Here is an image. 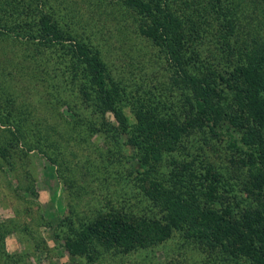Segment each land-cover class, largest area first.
<instances>
[{
  "label": "trees",
  "instance_id": "1",
  "mask_svg": "<svg viewBox=\"0 0 264 264\" xmlns=\"http://www.w3.org/2000/svg\"><path fill=\"white\" fill-rule=\"evenodd\" d=\"M52 3L0 0V15L10 16L15 22L10 30L32 49L28 77L44 84V96L61 99L57 76L66 74L65 83L89 111L88 117L75 111V125H89L91 134L108 140L120 136L131 149L137 168L128 178H134L140 202L133 204L132 194L118 191L126 203L122 211L113 207L82 228L69 220L65 248L76 259L91 260L94 243L128 254L179 234L203 263L264 264V35L253 33L251 49L244 51L237 41L243 30L253 32L255 20L242 23L235 0H124L140 17L141 35L164 52L177 74L173 86L189 114L174 116L158 114L149 98L129 90L106 61V51L77 24L74 11L64 14L63 5ZM211 34L215 39L206 45ZM5 85H0V123L13 139L0 141V157L13 167L12 151L21 150V143L36 150L25 128L36 117L29 101L13 113L15 94ZM193 131L210 135L213 154L206 150L211 145H191ZM47 143L37 146L56 165L63 149L56 141ZM224 157L228 167L221 165Z\"/></svg>",
  "mask_w": 264,
  "mask_h": 264
},
{
  "label": "rangeland",
  "instance_id": "2",
  "mask_svg": "<svg viewBox=\"0 0 264 264\" xmlns=\"http://www.w3.org/2000/svg\"><path fill=\"white\" fill-rule=\"evenodd\" d=\"M57 1L63 5L64 14L68 9L74 11L77 24L106 51V61L129 90L140 94V98H149L158 114H189L182 92L173 86L177 75L173 66L164 52L141 35L140 17L133 16L123 6L124 0H53L52 4ZM235 2L242 13L239 15L242 23L255 20L250 28L252 33L243 30L237 37L238 49L244 51L246 47L251 49L247 44L253 40V33L264 35V0ZM5 14L0 15L3 20H0V85L6 86V82L15 94L14 106L10 107L13 113H18L20 105L29 101L30 111L37 120L32 117L25 126L31 130L28 142L36 150L28 151L23 143L21 150H11L13 167L0 157V263L206 264L179 234L157 246L128 254L120 248L94 243L91 260L86 255L76 259L65 248V238L70 235L69 220L74 228H82L99 213H108L113 207L114 211H122L126 203L119 199L118 191L132 194L133 204L140 203L139 197H135L134 178H128L129 171L137 166L130 158L131 149L120 136L108 140L102 134H91L89 125H75V111L83 117H88L89 111L76 98L79 93H74V86L65 83L66 74L56 75L62 84L61 99L49 92L44 96V84L29 79L28 56L32 49L10 30L15 22ZM212 39H215L212 34L208 35L206 45H212ZM145 92L149 93L148 97L144 96ZM64 100L69 106L62 105ZM107 116L114 120L112 114ZM34 130L41 135L32 133ZM191 135V145L200 144L205 148L211 145L206 150L213 154L210 135L200 131H193ZM11 138L9 128L0 123V141L5 143ZM46 141H56L63 149L62 159L56 165L37 146L41 143L44 149L50 145ZM229 163L227 158H222L221 165L228 167ZM123 175L124 181H120ZM62 221L65 224L60 226Z\"/></svg>",
  "mask_w": 264,
  "mask_h": 264
}]
</instances>
